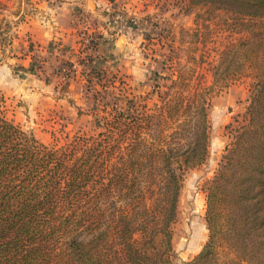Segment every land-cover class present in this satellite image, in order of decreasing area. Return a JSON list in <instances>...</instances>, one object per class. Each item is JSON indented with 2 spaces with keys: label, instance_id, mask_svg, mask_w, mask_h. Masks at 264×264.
<instances>
[{
  "label": "trees",
  "instance_id": "1",
  "mask_svg": "<svg viewBox=\"0 0 264 264\" xmlns=\"http://www.w3.org/2000/svg\"><path fill=\"white\" fill-rule=\"evenodd\" d=\"M177 1L222 12L240 35L219 53L203 94L179 84L167 56L153 58L144 97L126 95L123 78L87 52L77 63L93 133L46 145L0 112V264H174L183 175L209 154L208 98L242 76L251 80L244 123L230 127L204 186L207 240L181 264H244L247 246L264 248V0ZM62 69L64 79L74 78L69 64ZM169 125L176 128L166 133Z\"/></svg>",
  "mask_w": 264,
  "mask_h": 264
},
{
  "label": "rangeland",
  "instance_id": "2",
  "mask_svg": "<svg viewBox=\"0 0 264 264\" xmlns=\"http://www.w3.org/2000/svg\"><path fill=\"white\" fill-rule=\"evenodd\" d=\"M19 2L0 0V11L10 7L15 12ZM94 5L97 13H101L97 19L113 21L121 28L123 25L134 27L127 32L121 30L120 33L126 34L128 42L132 44V49L121 67L112 71L125 81L123 93L126 95L133 91L144 97L153 84L146 79L149 70L155 68L153 58L164 59L167 56L174 58L171 67L179 71V84H187L190 94L195 91L203 94L202 91L212 84L210 69L217 64L219 53L229 42L240 37L227 27L231 24L228 16L203 6L188 5L187 1L91 0L90 8ZM83 15L86 19L91 16L89 11L83 12ZM115 33L120 34L118 31ZM154 36L158 38L154 43L147 39ZM260 42L259 56L264 60V35ZM250 83V79L242 76L228 88H213L208 98L209 154L204 164L187 170L183 175L173 225L174 264L191 260L207 240L204 186L214 177L225 148L231 141L230 127L244 123ZM73 90L56 85L48 88L45 95H7L4 104H0V112L43 144L61 146L66 137L94 132L93 114L88 111L90 106L86 107L87 101L83 98L84 94L81 95V90L78 96L73 95ZM2 94L0 92V96H4ZM103 98L109 100L110 96L104 95ZM134 101L138 104L141 98ZM146 102L148 108L153 107V102ZM118 105H123L122 99ZM78 109H81L80 114H77ZM169 126L166 133L176 128L175 125ZM154 130L155 127L151 132ZM243 256L244 264H264L263 247L257 250L247 246Z\"/></svg>",
  "mask_w": 264,
  "mask_h": 264
},
{
  "label": "crops",
  "instance_id": "3",
  "mask_svg": "<svg viewBox=\"0 0 264 264\" xmlns=\"http://www.w3.org/2000/svg\"><path fill=\"white\" fill-rule=\"evenodd\" d=\"M90 1L20 0L15 12L10 7L0 11V92L4 98L25 93L45 95L56 85L74 89L75 96L81 90L82 95L85 81L77 63L83 58L78 46L82 34L100 36L97 49L88 52L97 66L114 71L129 58L132 44L120 32L134 27L121 28L113 21L97 19L101 13L96 5L90 8ZM79 11H89L91 16L77 22ZM35 62L39 68L34 72ZM63 64L75 69L73 79L62 77Z\"/></svg>",
  "mask_w": 264,
  "mask_h": 264
},
{
  "label": "built area",
  "instance_id": "4",
  "mask_svg": "<svg viewBox=\"0 0 264 264\" xmlns=\"http://www.w3.org/2000/svg\"><path fill=\"white\" fill-rule=\"evenodd\" d=\"M86 18L83 15V12L79 11L76 16L77 22L83 21ZM92 41H98V38L94 34H82L78 41V46L84 56L87 52H92L93 50L89 48V45ZM81 67V66H80ZM39 68V63L35 62L34 64V72ZM74 69V68H73ZM65 69H63L64 72Z\"/></svg>",
  "mask_w": 264,
  "mask_h": 264
}]
</instances>
